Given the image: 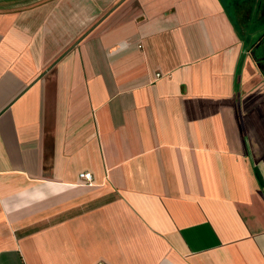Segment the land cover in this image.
Returning <instances> with one entry per match:
<instances>
[{"label":"crops","instance_id":"crops-1","mask_svg":"<svg viewBox=\"0 0 264 264\" xmlns=\"http://www.w3.org/2000/svg\"><path fill=\"white\" fill-rule=\"evenodd\" d=\"M256 4L0 0V264H264Z\"/></svg>","mask_w":264,"mask_h":264},{"label":"flooded vegetation","instance_id":"flooded-vegetation-1","mask_svg":"<svg viewBox=\"0 0 264 264\" xmlns=\"http://www.w3.org/2000/svg\"><path fill=\"white\" fill-rule=\"evenodd\" d=\"M246 18L252 17L251 24L254 22H264V0H257V4L252 7V9H246L245 11ZM243 31L245 29H242ZM254 32H258L257 35L264 37V25L258 29L252 28L250 26L246 29V35H252Z\"/></svg>","mask_w":264,"mask_h":264},{"label":"built area","instance_id":"built-area-1","mask_svg":"<svg viewBox=\"0 0 264 264\" xmlns=\"http://www.w3.org/2000/svg\"><path fill=\"white\" fill-rule=\"evenodd\" d=\"M80 176L82 177V178H84L85 180H87V181H91V174L90 173H88V172H82L81 174H80Z\"/></svg>","mask_w":264,"mask_h":264}]
</instances>
